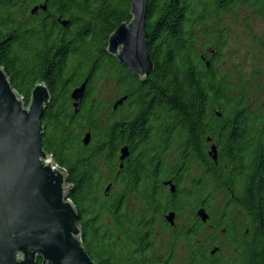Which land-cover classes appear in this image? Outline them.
Masks as SVG:
<instances>
[{
    "label": "trees",
    "instance_id": "16d2710c",
    "mask_svg": "<svg viewBox=\"0 0 264 264\" xmlns=\"http://www.w3.org/2000/svg\"><path fill=\"white\" fill-rule=\"evenodd\" d=\"M131 2L0 0V65L26 105L37 84L48 87L42 147L66 175L83 246L110 258L99 264L132 255L133 264H166L163 247L147 255L142 247L170 234L185 252L176 264H264V58L256 56L264 41L253 32L264 21V0H149L154 68L143 81L106 50L130 21ZM226 18L242 19L252 51L246 61L227 55L230 70L221 63ZM84 83L76 113L71 95ZM123 147L129 155L121 166ZM163 180L175 183L174 192Z\"/></svg>",
    "mask_w": 264,
    "mask_h": 264
},
{
    "label": "water",
    "instance_id": "95a60500",
    "mask_svg": "<svg viewBox=\"0 0 264 264\" xmlns=\"http://www.w3.org/2000/svg\"><path fill=\"white\" fill-rule=\"evenodd\" d=\"M148 2L132 0L130 21L109 36L106 49L142 81L154 68L147 48ZM37 11L35 7L31 13ZM208 53L213 54L214 50L210 48ZM85 88L86 83L72 92L76 113ZM51 100L48 87L40 83L31 91L26 105L0 65V264H37L38 260L43 264H96L81 241L79 214L68 199L70 186L66 175L42 147V118ZM125 100L126 97L118 99L113 109ZM215 113L220 116L218 109ZM90 139L87 133L83 143L88 145ZM208 154L216 163L214 144ZM128 155V148L123 147L121 166ZM174 190L172 186L171 191ZM108 191L109 188L106 195ZM197 214L203 222L207 221L203 209ZM173 218V213L167 216L171 224Z\"/></svg>",
    "mask_w": 264,
    "mask_h": 264
},
{
    "label": "flooded vegetation",
    "instance_id": "af4514ba",
    "mask_svg": "<svg viewBox=\"0 0 264 264\" xmlns=\"http://www.w3.org/2000/svg\"><path fill=\"white\" fill-rule=\"evenodd\" d=\"M208 54H206L205 56H207ZM212 55V54H210ZM206 59V58H205ZM130 128H143V127H147L148 124H129ZM162 186L164 188H166V190L170 193V191L172 190V186L175 185V183L172 180H163L162 181ZM176 186V185H175ZM174 186V187H175ZM172 193V192H171ZM170 213V211L168 212ZM174 219V218H173ZM176 220V217H175ZM225 218H223L221 223L225 222ZM229 222V220H227ZM171 227V226H170ZM209 228H213V225H209ZM232 229H233V225H232ZM222 233H225V229H221ZM96 234L98 236H102L103 237V244L107 245V246H111L115 249V243L111 242V240L113 239L112 237H110L109 239L105 238L106 235L99 233V231L96 232ZM156 246H161L164 249V253L167 254L168 256L165 260L166 264H176L180 261V257L182 254H185V252L182 251V249L180 248L179 245H174L171 238H170V234H166L164 235L162 238L157 239L156 242H147L144 244V246L142 247L144 254L147 255L149 254L150 250L153 247ZM214 247H218V246H214ZM95 248V247H94ZM219 248V247H218ZM171 249H174V251H171ZM119 253H122L121 251H118ZM218 250L216 251V253H214L212 256L215 257V255L217 254ZM89 254V256L91 257V259L96 263L99 264V262H103V261H110V258L108 256H106V254L104 252H102L103 254L101 255V259L103 261L100 260L99 254L95 253L93 250H91L90 252H87ZM115 257V259L119 258V255L114 254V252L112 253V257ZM123 257L126 256V254H122ZM175 256V259L172 260V257ZM161 260V258H159ZM136 260L135 256L132 255L130 257H127L124 261L121 260L120 263L121 264H133V262Z\"/></svg>",
    "mask_w": 264,
    "mask_h": 264
},
{
    "label": "rangeland",
    "instance_id": "374dc122",
    "mask_svg": "<svg viewBox=\"0 0 264 264\" xmlns=\"http://www.w3.org/2000/svg\"><path fill=\"white\" fill-rule=\"evenodd\" d=\"M234 21V22H233ZM242 19H234V18H226L225 25L228 28H231V33L228 36V44L224 48L223 53H225V57L222 58L221 63L225 66L228 70L232 69V60H230L227 55L232 54L236 57H239L240 60H248L252 56V51L248 50L251 46V39L248 36V32L245 34V30L241 27ZM253 32L256 36L264 41V21L258 20L255 22V26L253 28ZM256 56L264 58V54H262L258 49H256ZM110 90V89H109ZM109 90L105 93L106 100L111 101L109 98L113 97L109 95ZM113 93V92H112ZM114 95V93H113ZM263 108H264V98L261 99ZM109 105V103H108ZM184 260V258H183ZM181 259V262L183 261Z\"/></svg>",
    "mask_w": 264,
    "mask_h": 264
}]
</instances>
